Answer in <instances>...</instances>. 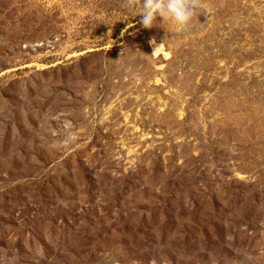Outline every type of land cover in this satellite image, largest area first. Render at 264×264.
I'll return each mask as SVG.
<instances>
[{"label":"rangeland","instance_id":"1","mask_svg":"<svg viewBox=\"0 0 264 264\" xmlns=\"http://www.w3.org/2000/svg\"><path fill=\"white\" fill-rule=\"evenodd\" d=\"M142 2L0 0V264H264V0Z\"/></svg>","mask_w":264,"mask_h":264},{"label":"clouds","instance_id":"2","mask_svg":"<svg viewBox=\"0 0 264 264\" xmlns=\"http://www.w3.org/2000/svg\"><path fill=\"white\" fill-rule=\"evenodd\" d=\"M199 9L198 0H143L134 15L141 16L140 22L146 28H151L157 17H162L163 21L170 19L183 26L189 23ZM156 50L155 46L152 54H155Z\"/></svg>","mask_w":264,"mask_h":264}]
</instances>
